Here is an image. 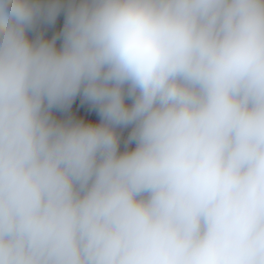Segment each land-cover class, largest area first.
<instances>
[{
  "label": "clouds",
  "instance_id": "clouds-1",
  "mask_svg": "<svg viewBox=\"0 0 264 264\" xmlns=\"http://www.w3.org/2000/svg\"><path fill=\"white\" fill-rule=\"evenodd\" d=\"M0 264H264V0H0Z\"/></svg>",
  "mask_w": 264,
  "mask_h": 264
},
{
  "label": "crops",
  "instance_id": "crops-1",
  "mask_svg": "<svg viewBox=\"0 0 264 264\" xmlns=\"http://www.w3.org/2000/svg\"><path fill=\"white\" fill-rule=\"evenodd\" d=\"M73 112L79 117L84 116L86 118L90 119H98V117H95L94 114L87 111L85 108H81L79 101H77L73 106Z\"/></svg>",
  "mask_w": 264,
  "mask_h": 264
},
{
  "label": "trees",
  "instance_id": "trees-1",
  "mask_svg": "<svg viewBox=\"0 0 264 264\" xmlns=\"http://www.w3.org/2000/svg\"><path fill=\"white\" fill-rule=\"evenodd\" d=\"M62 24H63V17L61 16L60 18H58L55 28L49 30L47 35L51 36L54 31H58L62 27Z\"/></svg>",
  "mask_w": 264,
  "mask_h": 264
}]
</instances>
